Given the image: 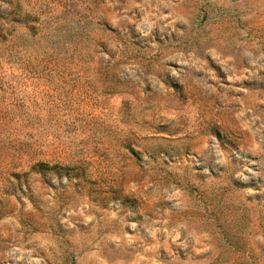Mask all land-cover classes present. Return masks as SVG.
Returning a JSON list of instances; mask_svg holds the SVG:
<instances>
[{
	"label": "rangeland",
	"instance_id": "374dc122",
	"mask_svg": "<svg viewBox=\"0 0 264 264\" xmlns=\"http://www.w3.org/2000/svg\"><path fill=\"white\" fill-rule=\"evenodd\" d=\"M0 264H264V0H0Z\"/></svg>",
	"mask_w": 264,
	"mask_h": 264
}]
</instances>
